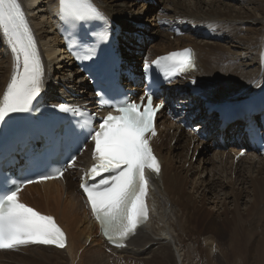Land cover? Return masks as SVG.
<instances>
[{
    "label": "bare ground",
    "instance_id": "obj_1",
    "mask_svg": "<svg viewBox=\"0 0 264 264\" xmlns=\"http://www.w3.org/2000/svg\"><path fill=\"white\" fill-rule=\"evenodd\" d=\"M52 1L42 0L35 7L34 0H22L40 43L46 69L44 87L49 89L51 99L56 98L57 91L64 94L82 84L54 30ZM137 1L94 3L123 25L122 43L132 49V60L192 47L196 68L176 84L196 81L204 99L187 93L177 99L187 103L189 97L200 108L194 119H205L201 123L211 134L210 140L191 145L194 136L190 131L180 128L163 112L158 115L159 131L153 144L160 170L149 175L154 190L147 193L148 220L124 246L111 248L110 252L70 176L65 191L56 180L27 186L21 198L56 217L65 231V247L25 245L0 251V264H264V230L259 231L258 237H262L255 242L256 230L250 229L253 222L247 221L252 210L255 221L264 213V159L249 151L234 162L233 154L240 147H236V140V144L229 141L238 127L219 130L215 114L203 111L205 101L220 104L234 99L238 92L243 91L237 97L240 98L264 88V65L259 64L264 54V0H153L156 6L150 0ZM35 9L40 11L37 18L32 14ZM177 19L186 24V33L171 39L163 23ZM206 28L212 33L207 38L197 37ZM133 32L140 35L138 40ZM151 37L156 40L150 41ZM5 46L0 36V92L11 72L12 51L10 48L9 55ZM230 66L235 68L227 69ZM62 69L72 72L73 79L60 81L64 78ZM57 70L60 75L52 79ZM217 81L219 87L213 90ZM87 96L82 93L78 98ZM217 134L223 136L224 144L218 141ZM239 138L243 147L245 137ZM205 226L212 228L211 233L202 230ZM215 230L219 234L226 231L225 243L216 244L210 239Z\"/></svg>",
    "mask_w": 264,
    "mask_h": 264
},
{
    "label": "snow or ice",
    "instance_id": "obj_2",
    "mask_svg": "<svg viewBox=\"0 0 264 264\" xmlns=\"http://www.w3.org/2000/svg\"><path fill=\"white\" fill-rule=\"evenodd\" d=\"M57 13L72 27H76L75 22L106 20L94 0H58ZM0 30L7 38L14 59L9 82L0 97V120H3L10 113L30 110L41 91L44 70L34 35L18 0H0ZM95 35L100 41L107 39L106 33ZM83 59H91V56L85 55ZM152 63L166 78L194 67L190 49L170 52ZM147 67L146 64V70ZM101 95L97 93L98 97ZM154 96V92H146L140 102L129 97L106 101L104 106L113 111L100 117L98 128L93 117L85 120L80 125L82 131L76 133L94 142V163L82 178L80 187L87 195L92 215L103 235L113 243H122L147 219L145 169L157 173L160 170L150 146L151 137L156 135L154 117L161 108L160 104H153ZM58 107L69 111L64 105ZM62 174L63 169L58 168L38 178L46 180L51 175ZM97 177L101 178L97 181ZM25 183L32 181H12L11 187L0 189V250L29 244L64 248L65 233L54 218L20 201L18 194Z\"/></svg>",
    "mask_w": 264,
    "mask_h": 264
},
{
    "label": "rangeland",
    "instance_id": "obj_3",
    "mask_svg": "<svg viewBox=\"0 0 264 264\" xmlns=\"http://www.w3.org/2000/svg\"><path fill=\"white\" fill-rule=\"evenodd\" d=\"M117 1H121V0H117ZM146 0H138L137 1V4L138 3H141V2H144V3H146V2H148V1H146ZM41 2H42V0H34V2H33V6H37V5H40L41 4ZM107 3H108V1H106ZM149 3L150 4H154L155 6H156V3H155V1H153V0H150L149 1ZM164 4V3H163ZM163 4H162V6H163ZM161 6V7H162ZM158 9H160V8H158ZM154 11V10H153ZM32 14H34V15H36V18H37V16L40 14V11L39 10H34L33 12H32ZM151 15H152V13H151ZM150 15V16H151ZM242 34V33H241ZM199 36H201L202 38H203V36L202 35H198L197 37H199ZM155 40H156V38H155ZM154 40V41H155ZM227 45V44H226ZM0 55H2V53H1V51H0ZM233 68H235L234 66H230L229 68H227V69H233ZM63 71V75H64V78L61 80L60 79V81H67V80H71V79H73V74H72V72H70V71H67L66 69H62ZM71 74V75H70ZM56 75V76H55ZM60 75V73H58V70L56 71V73H54V74H52L51 75V78L53 79H56L57 78V76H59ZM215 76V75H214ZM216 77V76H215ZM82 86V85H81ZM81 86H78L79 87V89H80V87ZM217 87H219V83H218V81L216 82V84H215V86H214V88H213V90L214 89H216ZM229 147V146H228ZM245 147V146H244ZM227 150V149H226ZM214 150H212V151H210L208 154L209 155H211L212 154V152H213ZM72 179V178H71ZM72 181V183L74 184V185H76V183L75 182H73V180H71ZM154 190V187H153V185H152V188H151V190ZM62 191H65V187L64 186H62ZM254 214H255V211H251V212H249L248 214H247V216L249 217L248 218V222L249 223H252V224H250L251 226H250V229H252V230H256V235H255V238L257 239H259V237H262V236H259L258 237V234H259V231H262V230H264V213L262 214V216H261V218H259V219H256V221H255V219H254ZM251 216V217H250ZM252 217H253V219H252ZM263 217V218H262ZM261 219V220H260ZM263 219V220H262ZM255 221V223H254V221ZM204 222H206V221H204ZM201 224H202V222H201ZM255 224H257L256 226H257V228H256V226L254 227V225ZM259 225H260V227H259ZM261 226H263V227H261ZM206 227V228H205ZM205 227H203L204 229H202L203 231H208V232H210L211 233V231H212V228H208V226H205ZM261 229V230H260ZM214 233H215V236H212V238H210L214 243H216V244H220V243H225V241L223 240V238H226V235H227V233H226V231H221V234H219V232L217 231V230H215L214 231ZM255 239V242H258L259 240L257 239L256 240ZM142 262H145V261H141V263Z\"/></svg>",
    "mask_w": 264,
    "mask_h": 264
},
{
    "label": "water",
    "instance_id": "obj_4",
    "mask_svg": "<svg viewBox=\"0 0 264 264\" xmlns=\"http://www.w3.org/2000/svg\"><path fill=\"white\" fill-rule=\"evenodd\" d=\"M228 100V99H227Z\"/></svg>",
    "mask_w": 264,
    "mask_h": 264
}]
</instances>
